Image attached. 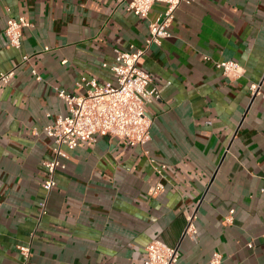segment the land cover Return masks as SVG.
I'll list each match as a JSON object with an SVG mask.
<instances>
[{
    "label": "crops",
    "instance_id": "crops-1",
    "mask_svg": "<svg viewBox=\"0 0 264 264\" xmlns=\"http://www.w3.org/2000/svg\"><path fill=\"white\" fill-rule=\"evenodd\" d=\"M128 5L0 0V72H15L0 84V264H144L153 241L178 247V264H209L216 253L222 264H264V0L180 6L172 37L142 64L161 96L147 106L151 142H81L56 188L44 190L54 142L43 130L68 114L58 90L84 94L87 82L113 81L115 50L146 48L165 9L143 18ZM9 17L31 24L19 50L8 45ZM223 61L242 75L225 77ZM193 215L197 235L184 237ZM19 246L31 248L28 260Z\"/></svg>",
    "mask_w": 264,
    "mask_h": 264
},
{
    "label": "built area",
    "instance_id": "built-area-1",
    "mask_svg": "<svg viewBox=\"0 0 264 264\" xmlns=\"http://www.w3.org/2000/svg\"><path fill=\"white\" fill-rule=\"evenodd\" d=\"M193 2L194 0H129L128 11L143 18H148L156 4L165 7L159 18L150 23V38L146 48L132 51L115 50V62L110 66L114 80L105 85L101 86L96 81L87 82L90 89L84 94L79 91L71 94L58 90L59 98L67 105L68 114L59 116L43 130L54 142V160L44 164L50 176L43 185L48 194L57 186L56 172L66 168L68 151L76 150L81 142H95L98 137L120 138L131 146L140 147H146L151 142L153 122L148 116L147 106L159 102L161 96L158 90L152 87L151 77L142 69V64L149 48L161 45L172 37L171 27L178 8ZM30 26L26 18L9 17L5 34L10 48L21 49L24 29ZM23 62L28 63L29 57L24 56ZM104 67L107 68L108 65L105 64ZM216 68L228 78H239L242 75V68L233 61L218 62ZM32 74L37 82L42 81L36 70H33ZM14 77V71L0 72V84H9ZM250 91L253 97L261 95V85H251ZM155 168L162 174L166 166ZM163 190L164 185L159 183L152 188L151 194L158 196ZM42 208L44 211L46 202L42 204ZM196 219V215L188 218L184 237L194 238L197 235ZM18 249L26 260L31 257L30 247L19 246ZM146 251L144 264H178L180 260L178 247H169L159 241L151 242ZM222 261V255L216 253L209 264H222Z\"/></svg>",
    "mask_w": 264,
    "mask_h": 264
}]
</instances>
